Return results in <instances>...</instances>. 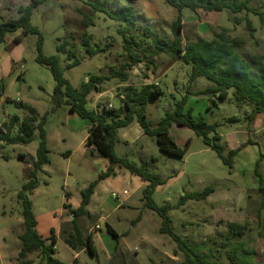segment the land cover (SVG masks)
I'll return each instance as SVG.
<instances>
[{
  "label": "rangeland",
  "instance_id": "1",
  "mask_svg": "<svg viewBox=\"0 0 264 264\" xmlns=\"http://www.w3.org/2000/svg\"><path fill=\"white\" fill-rule=\"evenodd\" d=\"M91 1L101 4L108 12L132 6L134 24L113 20L106 12H96L78 0H45L34 11L32 25L43 37V54L60 58L65 75L74 87L81 88L91 76L106 77L98 85V91L103 95L93 91L92 107L97 105L100 111L109 105L118 108L123 105L130 88L141 90L146 85H158L164 90V96L150 100L147 106V119L156 128L165 112L173 110L186 93L200 91L210 85L206 78L190 84L192 68L183 61L166 54L150 57L142 52V49H152L158 40L173 43L172 27L178 11L172 6V0H136L133 3L130 0ZM30 4L31 0H0V18H18L19 7ZM250 6L264 12V0H253ZM84 16L91 19L88 26ZM247 21H251L255 30L253 36L247 28ZM182 25L184 44L201 38L210 41L227 29L230 37L244 42L238 49L242 59L245 60L249 54L264 57V26L253 14L224 11L215 18L202 10L192 12L184 9ZM127 27L129 34L141 42L137 54L143 62L129 70V80L122 82L118 77L113 78L112 69L120 71L123 65L131 63L121 33ZM146 28L152 32L147 38ZM16 34H8L5 42L0 43V80L4 84L0 99V134L4 132L3 124L11 118L17 116L21 122L27 115L25 110L17 108L15 102L33 106L41 117L47 114L45 129L51 162L39 174V187L30 199L41 236L49 238L51 229L58 226L56 258L65 264H183L182 253L174 256L176 245L172 239L160 234L161 219L155 212L144 210L141 221L133 226L143 208V182L121 168H116V176L100 182L95 197L98 206L95 209L92 205L93 213L79 219L85 236L93 235L96 257L86 249L74 252L65 244L63 237L72 231L73 220L65 204L74 209L79 207L82 189L98 180L106 171L108 161L96 153L91 155V150L82 153L89 128L84 120L69 112L66 104L52 112L56 83L48 68L35 61L40 35L29 34L17 43L14 40ZM87 40L90 46L85 44ZM69 51H74L76 59L69 60ZM76 60L79 64L69 68ZM233 93L232 89L230 98L219 102L217 107L211 106L208 97L189 95L184 110L191 112L196 119L221 124L218 132L222 136V144L227 146L226 154L242 147L235 157L232 171L192 130L177 124L170 129L176 144L184 148L187 140H191L183 159L161 152L155 138L141 137V128L136 122L119 131L115 151L118 156L126 157L137 165L149 161L152 172L168 179L154 193L158 206H177L185 194L201 192L212 186L214 192L206 200H191L170 211L175 233L203 247L205 252L213 249L221 264H228L227 251L237 242L255 252L256 264H264V196L258 191L259 180L254 175L256 162L261 158L259 171L264 177V114L249 122L250 106L238 107ZM233 118L240 119V122H229ZM19 125L14 128V134H17ZM248 141H251L250 145ZM1 145L0 140V244H4V237H7V243L11 245L16 235L24 231L18 193L33 170L39 136L36 133L29 145ZM68 151L72 156L65 155ZM152 158L156 161L152 162ZM124 191L128 195H124ZM102 215L107 217L102 220ZM230 223L245 226L241 238L230 232ZM108 225L121 236L119 250L107 232ZM100 236L105 239H100ZM224 242L229 246L224 248ZM110 243H114L115 248ZM28 260L39 264L38 252L31 253Z\"/></svg>",
  "mask_w": 264,
  "mask_h": 264
},
{
  "label": "trees",
  "instance_id": "2",
  "mask_svg": "<svg viewBox=\"0 0 264 264\" xmlns=\"http://www.w3.org/2000/svg\"><path fill=\"white\" fill-rule=\"evenodd\" d=\"M45 0H31L28 6H20L18 9L19 17L3 19L0 18V43H4L8 34L17 33L14 40L21 43L24 37L29 34L40 35L38 42V55L36 63L48 68L55 81V88L52 94V112H57L64 104L68 106L71 114L77 115L83 120H89V128L86 145L90 148L91 155H97L106 159L109 163L106 171L102 173L98 180L89 184L81 191V203L78 208H72L65 204V208L70 211L72 220V231L68 236L63 237L65 244L74 252H80L86 249L92 257H96L94 238L91 233L85 236L80 228L79 219L90 216L88 206L92 196L95 193L96 186L103 180L116 176V168H121L133 176L139 177L146 186L142 191L143 208L138 217L133 221V226L142 219L144 210L155 212L161 219L160 234L169 236L175 243L174 256L179 253L184 255L183 264H221L220 257H217L213 249L209 248L205 252L203 247L192 243L175 233L170 211L180 208L191 200L203 201L214 192L212 186L205 188L201 192L185 194L177 206L165 204L158 206L154 201V193L157 189L167 183L168 179L163 178L159 173L150 170L149 161L141 165L131 162L126 157H120L116 154L115 148L119 140V131L128 128L136 122L143 130L144 135L155 138L159 150L168 155L183 159L185 158L191 140H187L185 147L181 148L176 144L170 135V129L174 124L184 126L192 130L196 136L202 139L203 143L213 150L229 171L234 169L235 157L242 150V147L227 151V146L222 144V136L218 132L220 123L210 124L202 118L196 119L191 112H185L189 95L208 97L211 106L217 107L219 102L230 98V91L233 89V100L238 107L248 105L251 111L247 117L249 122H254L258 115L264 114V57L249 54L247 58L242 59L238 49L244 45V42L238 38H232L227 29L216 34L210 41L198 39L194 42L184 44L181 33L182 11L189 9L192 12L200 10L207 12L215 18L223 14L224 11L232 14L246 12L260 18L264 26V12L256 10L250 6L253 0H172V6L178 11V16L173 23L172 31L174 41L172 44L167 41L158 40L152 49H142L145 55L156 57L166 54L176 60L183 61L192 68L190 84L196 82L199 78H206L210 85L200 91L186 93V95L175 104L173 110L165 112V116L160 120L156 128H153L147 119V106L150 100H157L164 96V90L158 85H146L141 90L130 88L123 99V105L118 108H108L106 106L97 110L88 108V98L93 91H98V85L102 84L106 77L91 76L90 80L83 83L81 88L74 87L65 75V70L61 66V60L58 56H45L42 52L43 37L39 30L32 25L34 11ZM91 6L96 12H106L110 18L118 22L124 21L130 25L134 24V8L132 6L122 7L119 11L108 12L105 8L91 0H78ZM132 3L136 0H130ZM90 18L84 16L85 25L90 24ZM247 28L251 35H254V28L251 21H247ZM127 27L121 30L123 34L124 48L131 59V63L123 65L120 71L112 69L113 78H120L122 82L129 80V70L139 63H142L137 49L141 48V42L133 34H129ZM152 35L150 28H146L145 37ZM144 42V40H143ZM68 44V42H65ZM90 46L89 41H85ZM88 51H90L88 49ZM69 60L76 59L74 51H69ZM70 64L69 68L76 66ZM4 92V84L0 80V99ZM99 92V91H98ZM19 109L27 112V115L20 122L17 116L10 119L8 123L3 124L4 132L0 134L2 147L4 145H29L34 141V136L38 133L39 145L36 150V160L33 163V170L29 173L27 182L18 193V200L21 204V216L24 224V231L20 235L21 250L18 256L20 264H34L28 260L29 254L38 252L40 257L39 264H65L56 258L55 249L57 236L54 229L50 231V237L42 238L38 233V222L33 210V203L30 195L39 187V174L44 171V167L49 165L50 149L48 147L47 131L45 125L47 114L40 116L38 111L22 101L15 102ZM210 106V108H211ZM229 122H240V119H229ZM20 123L17 134L13 133L16 125ZM251 144V141H248ZM67 154H70L68 152ZM152 162L156 159L152 158ZM261 158L257 160L254 175L259 180V193L264 196V177L260 173ZM229 230L236 237H242L245 233V226L237 223H230ZM107 232L114 238L116 249L119 250L121 236L113 229L107 226ZM223 247L229 246V243H222ZM228 264H256L255 252L245 248L241 242L234 243L227 251ZM155 264V263H154Z\"/></svg>",
  "mask_w": 264,
  "mask_h": 264
},
{
  "label": "crops",
  "instance_id": "3",
  "mask_svg": "<svg viewBox=\"0 0 264 264\" xmlns=\"http://www.w3.org/2000/svg\"><path fill=\"white\" fill-rule=\"evenodd\" d=\"M24 6V5H23ZM98 94H100V95H103V94H101V93H99L98 92ZM93 93L89 96V98H88V101H89V103H88V108L90 109V110H97V109H99V107L97 106V105H95V106H93L92 107V105L90 104V99H92V97H93ZM83 120V119H82ZM85 121V123L87 124V126H88V128H90V126H91V123H90V121L89 120H84ZM214 123H218V122H214ZM210 124H213V123H210ZM88 133H89V131H88ZM140 136L141 137H144V136H146V135H144V132H143V130L142 129H140ZM88 137V136H87ZM86 140H87V138H85V140L83 141V145H82V153H86L88 150H90V148L86 145ZM64 141H66V140H64ZM49 142V141H48ZM233 150V149H232ZM69 152V151H68ZM68 152H66L65 153V155L66 156H72V152H70V154H67ZM96 155H97V153H96ZM108 165H109V163L107 162L106 163V169H107V167H108ZM105 181V180H104ZM142 181V180H141ZM143 182V181H142ZM99 186H100V183L96 186V188H95V193H94V195L92 196V199H91V202H90V205L88 206V211H89V213L90 214H92L93 212H92V205H95L94 207H95V209H96V207L98 206L97 205V202L95 201V197H96V194H97V190H98V188H99ZM146 186V184L143 182V184H142V189L144 188ZM83 190V189H82ZM118 208H120L121 207V205H118L117 206ZM116 207V208H117ZM78 208V207H77ZM102 220L103 219H105L107 216H105V215H102ZM37 219V218H36ZM38 222V221H37ZM57 228H58V226L56 227V228H53L54 230H55V233H56V236L58 235L59 236V231H57ZM37 230H38V226H37ZM22 233L23 232H19L17 235H16V238H15V240H14V243L13 244H11V245H8V243H7V237H4V244L1 242V244H0V264H20V262L18 261V256H19V253H20V250H21V241H20V239H19V237H20V235H22ZM38 233H39V231H38ZM40 234V233H39ZM58 236H57V243H56V246H55V249L57 248V244H58V240H59V238H58ZM42 238H44L43 236H42ZM102 238V240H104L105 239V237H101L100 236V239ZM44 239H47V238H44ZM111 244V247L112 248H115V245H114V243L112 244V243H110ZM94 245H95V241H94ZM56 251H57V249H56ZM31 254H29V256H30Z\"/></svg>",
  "mask_w": 264,
  "mask_h": 264
},
{
  "label": "built area",
  "instance_id": "4",
  "mask_svg": "<svg viewBox=\"0 0 264 264\" xmlns=\"http://www.w3.org/2000/svg\"><path fill=\"white\" fill-rule=\"evenodd\" d=\"M108 108L111 109V108H113V106H112V105H109ZM123 194H124V195H128V192H127V191H124ZM113 197L117 198V196H116L115 194H113ZM97 228L100 229V226H97Z\"/></svg>",
  "mask_w": 264,
  "mask_h": 264
}]
</instances>
